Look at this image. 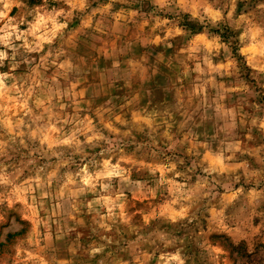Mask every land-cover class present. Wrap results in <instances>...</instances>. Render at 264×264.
I'll return each mask as SVG.
<instances>
[{
    "label": "rangeland",
    "instance_id": "1",
    "mask_svg": "<svg viewBox=\"0 0 264 264\" xmlns=\"http://www.w3.org/2000/svg\"><path fill=\"white\" fill-rule=\"evenodd\" d=\"M0 264H264V0H0Z\"/></svg>",
    "mask_w": 264,
    "mask_h": 264
}]
</instances>
